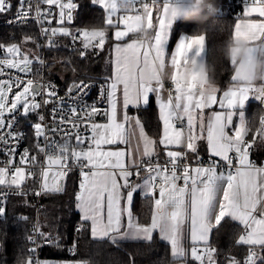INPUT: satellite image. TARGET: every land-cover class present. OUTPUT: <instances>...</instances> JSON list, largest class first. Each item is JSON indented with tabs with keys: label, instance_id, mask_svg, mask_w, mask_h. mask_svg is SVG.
<instances>
[{
	"label": "snow or ice",
	"instance_id": "1",
	"mask_svg": "<svg viewBox=\"0 0 264 264\" xmlns=\"http://www.w3.org/2000/svg\"><path fill=\"white\" fill-rule=\"evenodd\" d=\"M41 3L59 10V26L41 29V35L48 37L46 46H55L54 37H71L73 50L79 52L81 59L86 58L90 50L103 51L108 29H115L114 39L117 43L112 50L113 74L101 91L102 98L109 105V110L104 113L107 122H90L100 113L95 105H84L79 110L72 106L65 113L64 98L59 97L56 99L58 106L51 113L54 125H45V118L38 114V110L42 104L52 103L53 98H57V92L51 84L41 85L33 79H21L20 75L27 77L32 72L33 63L43 64V61L38 57L30 58L17 44L7 46L6 52L11 58L0 60V76L5 74V67L17 70L19 74L0 79V146H3L0 151L9 157L6 161H0L6 165L0 167V186L7 189L0 191V218L5 216L10 195L27 194L22 188L27 179H34L37 175L40 177L39 191H34L37 196L63 193L67 178L78 168L80 181L79 190L75 193V207L80 212V223L76 232H82L88 226L92 240H107L116 246L127 241L150 243L154 233H158L159 238L170 245L173 261L180 259L187 264L190 257L194 264H216L217 250L210 246V234L228 218L242 226V233L235 243L247 246L243 260L231 257L229 264H264V166H257L250 159L256 137L252 141L245 139L250 131L248 122L243 112L235 111L237 105L243 106L250 95L264 101V83L237 87L236 76L233 75L230 86L222 94L218 95L221 90L217 87L208 95L199 92V74L195 71L187 74L183 69L189 52L197 48L198 54L204 47L205 36L197 35L178 42L170 57V63L175 66L171 79L175 96L169 94L167 100L161 99L164 84L152 65L155 59L160 60L162 67L166 63L162 42L167 40L173 23L168 15L170 0H91L92 4L101 6L105 12L104 26L91 31H72L64 26L73 21V10L78 7L73 0H36L33 18L38 23H52L47 19L51 11L41 12ZM253 3L255 6L246 7L244 15L255 13L262 19L236 23L233 36L252 43L264 42V0H253ZM23 4L24 0H20L16 21L20 24L26 23L33 9L31 2L28 10ZM10 8L9 0H0V13ZM138 22L146 23L153 33L150 44L145 45L136 38L122 43L130 35L135 36ZM29 40L36 42L31 37H25L24 42ZM78 40L81 41V49L75 48ZM37 47L40 45L37 44ZM4 48L5 45L0 44V49ZM90 87L92 85L83 81L74 83L66 96L81 103ZM151 93L157 94L159 120L163 123V134L158 140L165 149L166 162L163 165L159 161L152 162V158L158 155L155 151L157 141L145 133L138 118L127 114L130 106L147 105ZM118 94L123 110L119 119ZM37 97L47 98H43L41 103ZM214 106L219 110L211 112L205 125L204 111ZM17 113L39 115L40 122L33 125L37 141L33 147L38 153L45 154L46 166L38 174L29 167L35 166L38 160L36 155H30L28 148L20 155L21 166L14 162L17 147L10 146L9 142L16 141L18 146V142L24 138L23 133L12 131ZM237 116L238 123L230 134L228 129L233 127L234 117ZM178 122L180 127L177 126ZM82 128L90 135H81ZM48 132L62 134V142L47 135ZM257 135L264 141V117L260 119ZM41 138L44 140L43 146L40 144ZM203 139H206L210 155L207 166L201 162L198 153L197 141ZM120 145L125 147L120 148ZM169 146H185L186 151L168 150ZM189 152L196 156L195 167L189 163L182 164ZM141 171L147 175L141 183L133 184L131 178H140ZM138 189L145 199L151 198L152 201L148 223H140L133 212ZM33 231L46 243L53 242L50 234L36 228ZM27 239L36 244L35 236H28ZM185 239L190 243V248L185 247ZM75 248L74 242L69 251L75 254ZM29 251L35 253L37 248ZM27 264L43 262L30 259ZM73 264L88 262L76 261Z\"/></svg>",
	"mask_w": 264,
	"mask_h": 264
},
{
	"label": "trees",
	"instance_id": "2",
	"mask_svg": "<svg viewBox=\"0 0 264 264\" xmlns=\"http://www.w3.org/2000/svg\"><path fill=\"white\" fill-rule=\"evenodd\" d=\"M77 4V9L73 10V21L68 23L77 29H94L104 26L105 12L99 5H94L91 0H73ZM53 11V7L50 8ZM3 13H0V44L5 48L11 44H25V37H31L36 42L31 43L30 54L38 48L37 29L33 24L23 26H13L2 22ZM243 13L236 14L232 9H224L217 14L215 25L206 32L207 51L206 59L209 63L215 64V75L217 86L222 92L227 89L233 76V63L225 58L219 48L225 41L233 36L234 27L238 18ZM210 23V22H209ZM54 24H56L54 18ZM195 21L176 20L172 27L171 37L168 45L170 52L176 43L179 35L186 32L194 35L200 29ZM204 34V33H201ZM112 39L106 41L103 51L90 50L86 58L81 59L78 51L73 50V42L70 37L63 39L61 44L48 47L44 56L48 60L49 73L68 81L73 76L76 78H101L107 80L112 70ZM75 48L81 49V41L76 42ZM4 49H0V56H3ZM38 51V49H36ZM41 52V50H39ZM244 109L248 112L250 133L248 141L257 137V130L260 127V119L264 116V105L258 100L250 101ZM137 112L143 121L146 130L154 136L157 141L156 147L161 148L158 140L162 133V123L159 120L158 108L152 99L147 106L131 108ZM255 143L252 147L251 159L256 164L264 163V142ZM207 146L202 142L199 149V157L208 156ZM190 158L196 159L192 153H188ZM144 171H141L142 175ZM79 171L70 173L65 182L63 193H54L43 196L40 228L45 234H50L52 243L43 247L44 262L64 261V262H84L88 264H180L182 260H172L170 255V245L155 236L152 242H122L119 246L112 245L109 241H94L90 237L88 226L82 232H76L80 223V212L75 207V193L79 190ZM140 175V176H141ZM151 198L145 199L138 191L134 198L133 212L139 218L140 223H148L151 211ZM26 217V220H21ZM34 217V208L29 198L26 196L14 197L10 201V207L6 212V217L0 218V264L26 263L31 259L32 254L28 250V234ZM242 233V226L236 221L226 218L225 221L214 229L210 234V246L215 248L216 261H220L225 253L228 257L222 264H229V258L235 257L243 260L246 255L247 246L235 243L238 235ZM76 244L75 254L69 251L73 244ZM187 264H194L189 257Z\"/></svg>",
	"mask_w": 264,
	"mask_h": 264
},
{
	"label": "built area",
	"instance_id": "3",
	"mask_svg": "<svg viewBox=\"0 0 264 264\" xmlns=\"http://www.w3.org/2000/svg\"><path fill=\"white\" fill-rule=\"evenodd\" d=\"M30 2L33 5V9H32L31 15L29 16L26 23L20 24V23L16 22L17 21V12L21 6L20 0H9V3L11 4V8H10V10L3 12V14L5 16H3L2 22L8 23V24L13 25V26H23V25H28V24H33L36 26V29H37L36 33H37V38H38L37 41H38V44L40 45V47L34 48L35 50L30 54V58L35 59L36 57H38L39 60L43 61V64H40L38 62H34L32 65V72L30 75H28L27 77L23 76V74H20V75H21V79H33L35 82H38L41 85L51 84L54 86V89L57 92V98H53L52 103H49L48 105L42 104L41 109L38 110V114L43 115L45 118L43 123L45 125H48L49 127L54 125L51 113H52V109L54 107L58 106L56 103V99H58L59 97L64 98L63 107H64L65 113H67L68 109L72 106L77 107V109L79 110L84 105H89V106L95 105L100 110V113L97 114L96 116L92 117L90 122L96 123L98 121L103 120L106 117V115L104 113L107 112L108 103H107V100L105 98H102L101 91H102V86L105 85L107 80L101 79V78H81V79H79V78H76L75 76H73L68 81H63L60 78L53 76L49 73L48 60L43 55L45 50L48 48V46H46L47 42H48V37L41 35V29L42 28L56 27V25L54 24L53 11L49 8L48 5L41 3L39 6L41 12L51 11L52 14L50 16H48L47 19L51 20L52 23H51V25H49L47 23L40 24L37 22V19L33 18L35 16L36 0H24L23 6H24L25 10H28ZM65 2H66V0H65ZM147 2H150V0H147ZM218 4H219V12L217 14L222 13V11L224 9H232L236 14H240V13H243V9L246 5L254 4V3H253V0H218ZM41 19H43V17H41ZM65 38H67V37H64V36L54 37L53 40L55 41V46L61 44V42ZM70 39H71V37H70ZM77 42H79V40ZM36 49H38V51H36ZM39 50H41V52H39ZM4 73L5 74L3 76H0V79H7L9 76H15V75L19 74L17 70H9L6 67L4 68ZM81 81H83L86 84L92 85V87H90L87 90L88 94L83 97L82 102L76 103L73 101V99L66 96V93L68 92V89L70 86H72L74 83H80ZM170 93L172 95H175L174 88H170ZM43 98H47V97H43ZM43 98L37 97L38 102L42 103ZM38 114L37 113H30V114L25 116V115H21L20 113H17L16 114V123H15L14 127L12 128V131L14 133H23L24 138L18 142V146H17L16 141H10L9 142L10 146L17 147V151L13 157L14 162L16 163L17 166H21V165H19V159H20V155L23 153L25 148L29 149L30 155H36L37 156L38 163L35 166H29L31 168V170L37 174L42 170L43 167L46 166L45 165V160H46L45 154L38 153L36 151V149L33 147V145L37 142L35 137H34L33 125L37 122H40ZM57 118H59V113H57ZM7 119H11V117H7ZM177 125L181 126V124L179 122L177 123ZM184 125H186V120H184ZM185 130H187L186 127H185ZM89 133L90 132H88L86 129H84V128L81 129V135H88ZM47 135L54 138L58 142H62L61 141V135L62 134H55V133L48 132ZM40 144H41V146L44 145L43 138L40 139ZM0 147H3V146H0ZM251 151H252V149L250 150V152ZM199 158H200L201 162L205 166H207L209 159H210V155L202 156ZM7 159H9V157L6 156L4 154V152L0 151V161H6ZM212 159L218 160L219 158L213 157ZM195 160L196 159L190 158V156L188 154L187 158L184 161H182V164L183 163H189L193 167H195V166H197L194 163ZM157 161H159V163L163 165L166 162V157L163 158V157H159V156H154L152 158V162L156 163ZM147 162H148L147 158H145V164H147ZM69 164L71 165V161H69ZM4 166H6V165L3 163H0V167H4ZM75 170L79 171L78 168ZM220 170H223V169H220ZM39 180H40V177L37 175L36 178L31 179V180L27 179L25 181L24 185H22V188L27 193L26 195H10L7 202H6V212H7L8 208L10 207V201L12 198L20 197V196H26L27 198H29V200H30V202L34 208V217H33L31 227L29 229L28 236H35L36 244H33L29 241L28 242V250L31 248H34V247L37 248V251L35 253H31L29 251L32 254L31 260H33V261L39 260V261L43 262V264H44V260L42 258L43 247L47 244H50V243H46L41 237H39L38 235H35V233L33 231L34 228H36L38 231H41L40 214H41V206H42V201H43L44 195L37 196L34 194V191H39ZM78 180H80L79 175H78ZM0 191H7V189H5L3 186H0ZM4 217H6V213H5ZM37 246H39V247H37ZM227 257H228V252L223 255L222 259L219 262L216 261V264H222L224 259ZM6 264H10V263H6ZM19 264H21V263H19ZM23 264H27V262L23 263ZM67 264H73V262H67Z\"/></svg>",
	"mask_w": 264,
	"mask_h": 264
},
{
	"label": "clouds",
	"instance_id": "4",
	"mask_svg": "<svg viewBox=\"0 0 264 264\" xmlns=\"http://www.w3.org/2000/svg\"><path fill=\"white\" fill-rule=\"evenodd\" d=\"M218 12V0H170L168 15L173 22L178 19L195 21L201 27L194 36H205L207 31L219 24V21L215 19ZM138 24L135 38L143 41L145 45L150 44L153 37L147 24L144 22H138ZM219 51L231 62L235 60L233 75L236 76L237 87H252L257 85V81L264 82V42L252 43L232 36L225 41ZM152 69L161 81L171 80L175 74L173 64L165 63L162 67L159 59H155ZM183 69L187 74L193 71L199 74L197 80V83L201 85L199 92L204 95L210 94L217 87L215 64L209 63L207 59H199L196 56L188 58ZM260 103L264 105V101Z\"/></svg>",
	"mask_w": 264,
	"mask_h": 264
},
{
	"label": "crops",
	"instance_id": "5",
	"mask_svg": "<svg viewBox=\"0 0 264 264\" xmlns=\"http://www.w3.org/2000/svg\"><path fill=\"white\" fill-rule=\"evenodd\" d=\"M249 6H255V5H254V4L246 5V6L244 7V9H243V16L240 17V18H238V20L236 21V23L241 22V21H243V20H247V19H252V20H259V19H262V18H260V17L258 16V14H255V13L252 14L251 16H245V15H244L245 8H246V7H249ZM175 21H176V20H175ZM175 21H174V22H175ZM174 22L172 23V25H171L170 28H169L168 38H167V40H165V41L162 42V47L164 48V51H165L166 64H167V63H170V57L174 54L178 42H179L182 38L187 39V38H189V37L194 36V35H192V34H189V33H186V32H182V33L179 35V37H178L176 43L174 44L172 50H171L170 52H168L169 40H170V37H171V32H172V27H173ZM234 30H235V27H234ZM114 31H115V29L109 28V29H108V32H107V39H108L109 37L112 39V43H111L112 50H113V47H114L115 43H117V41H115V39H114ZM152 34H153V33H152ZM134 38H135V36L130 35L128 38H126V40L122 41V43H123V42H130L131 39H134ZM112 50H111V51H112ZM206 51H207V42H206V37H205V43H204V47H203V49L200 50L199 53L197 54V52H198L197 48H193V49L189 52L188 56H189V58H191V57H193V56H196V57L199 58V59H206ZM113 60H114V53H113V51H112V70H111V74H110V76H109L108 78H110V77L112 76V74H113V67H114V65H113ZM232 63H233V62H232ZM108 78H107V80H108ZM261 83H264V82H262V81H257V86H259ZM163 84H164V87H163V89H162L161 92H160V98H161V99H164V100H167L169 94H171V93H170V88H174V84L172 83V81H171L170 79H165V80H163ZM217 88H219V87L217 86ZM225 90H226V89H225ZM220 94H222V92H219V93H218V95H220ZM171 95H172V94H171ZM156 96H157L156 93H151V94H150V100H149V103H148L147 105H149L150 102H151V100L153 99V100L155 101V104H156L157 108H158V103H157ZM172 96H175V95H172ZM252 100H257V99L255 98V96H251V95H250V96L247 98V100L245 101V103L243 104V106L237 105V107H236V109H235L236 112H243V114H244V116H245V119H246V121L248 122V127H249V129H250V126H249L248 112L244 109V107H245L250 101H252ZM147 105H140L139 107H141V106H147ZM131 108H138V107H132V106H130L129 109H127V114H128L129 116H132V117H136V118H138V119L141 121V124H142V126H143V128H144L145 133H146L150 138H152V139L155 140L154 136H152V135L146 130L145 125H144L143 121L141 120L140 116L138 115V113H137V112H134V111H131V110H130ZM108 110H109V105H108V107H107V111H108ZM216 110H219V109H218L217 106H214L213 108H211V109H206V110L204 111L205 125L207 124V120H208V117L210 116L211 112H212V111H216ZM122 112H123V110H122L121 101H120L119 94H118V119L121 118V116H122ZM158 113H159V108H158ZM238 118H239L238 116H237V117H234L233 127L230 128V129H228L229 132H230V134H232L235 125L238 123ZM185 120H186V118H185ZM106 122H107V116H106L103 120L98 121V122H96V123H106ZM161 123H162V121H161ZM177 126L180 127L179 125H177ZM196 131H197V134H199V129H198V128L196 129ZM249 133H250V131L248 132V134H247L246 137H245V139H246L247 141H248V135H249ZM162 134H163V123H162V133H161V135H162ZM136 135H137V137L139 136V128L136 129ZM185 135H187V130H185ZM204 135L206 136V132L204 133ZM202 142H205V143H206V146H207L206 139H203V140L197 141L198 151H199V149L202 147ZM134 144H135V141H134ZM105 147H107V146H105ZM119 147H120V148H124L125 146H124V145H120ZM141 147H142V143H141ZM113 150H115V146H113ZM168 150H174V151H181V152H184V151H186V147H185V146H169V149H168ZM155 151L158 153L157 156H159V157H163V158L166 157V156H165V149H164V147H163L162 145H161V148H159V149H158V147H156V148H155ZM206 152H207V154L209 155V152L207 151V149H206ZM250 159H251V153H250ZM251 160H252V159H251ZM256 165H257V166H264V163H262V164H256ZM140 175H141V174H140ZM146 175H147V173L144 172V173L140 176V178H137L136 176H133V177L131 178V182H132L133 184H135L137 181L141 180V179H142L143 177H145ZM138 191L140 192V194H142V191H141V190L138 189L137 192H138ZM135 195H136V194H135ZM134 215L136 216L135 213H134ZM136 217H137V216H136ZM155 236L159 237L158 233H154V237H155ZM184 245H185L186 248H190V243L188 242L187 239H185V241H184Z\"/></svg>",
	"mask_w": 264,
	"mask_h": 264
},
{
	"label": "rangeland",
	"instance_id": "6",
	"mask_svg": "<svg viewBox=\"0 0 264 264\" xmlns=\"http://www.w3.org/2000/svg\"><path fill=\"white\" fill-rule=\"evenodd\" d=\"M58 11L59 10L57 8L53 7V15H54V18H55V21H56V24H57L56 27L59 26L58 23H57V21L59 19V17H58ZM64 26L68 27L72 31L77 30V28L72 27V26L67 25V24H65ZM80 30H89V31H91L92 29H80ZM106 41H107V39H106ZM17 45L21 48V51L22 52H25V53L29 54V56H30L29 48L32 47V44L31 43L26 42L25 44H22V45L17 44ZM7 58H11V57L9 56V54H7L6 48H5V50L3 52V56H0V59L1 60H4V59H7ZM88 135H90V133ZM256 140H257L256 143H258V142H262L263 143L264 142V141H261L260 140V138H259L258 135L256 137ZM29 180H31V179H29ZM141 181H142V179L139 180V181H137L135 184L141 183ZM44 264H67V262H64V261H52V262H44ZM180 264H184V262L182 261V262H180Z\"/></svg>",
	"mask_w": 264,
	"mask_h": 264
}]
</instances>
